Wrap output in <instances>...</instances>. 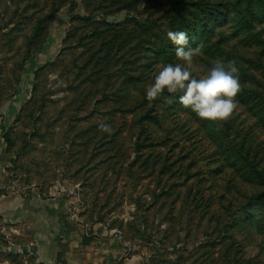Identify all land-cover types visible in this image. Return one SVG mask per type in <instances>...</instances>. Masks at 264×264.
Returning a JSON list of instances; mask_svg holds the SVG:
<instances>
[{
	"label": "rangeland",
	"instance_id": "374dc122",
	"mask_svg": "<svg viewBox=\"0 0 264 264\" xmlns=\"http://www.w3.org/2000/svg\"><path fill=\"white\" fill-rule=\"evenodd\" d=\"M169 31L197 78L235 61L228 120L146 99ZM0 118L10 187L76 192L150 264H264V0H0ZM12 227L0 264H34Z\"/></svg>",
	"mask_w": 264,
	"mask_h": 264
},
{
	"label": "crops",
	"instance_id": "0c3cea01",
	"mask_svg": "<svg viewBox=\"0 0 264 264\" xmlns=\"http://www.w3.org/2000/svg\"><path fill=\"white\" fill-rule=\"evenodd\" d=\"M2 123L0 118V191H8L0 196V219L13 226L21 241L15 247L19 253L28 254L34 264H150V257L135 251L123 231L87 225L76 192L46 196L10 187Z\"/></svg>",
	"mask_w": 264,
	"mask_h": 264
},
{
	"label": "clouds",
	"instance_id": "9594fccd",
	"mask_svg": "<svg viewBox=\"0 0 264 264\" xmlns=\"http://www.w3.org/2000/svg\"><path fill=\"white\" fill-rule=\"evenodd\" d=\"M168 39L175 45L178 63L160 65L154 81L146 88L148 101H154L165 93H182L179 103L189 108L200 119L211 122L228 120L237 108L236 97L240 91L238 68L235 61L227 64L217 61L207 70L206 75L197 78L193 74V57L200 51V46H189L187 34L169 31ZM98 130L112 133L110 124L101 121Z\"/></svg>",
	"mask_w": 264,
	"mask_h": 264
}]
</instances>
